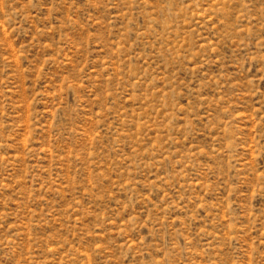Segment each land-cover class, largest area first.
<instances>
[{
	"label": "rangeland",
	"instance_id": "1",
	"mask_svg": "<svg viewBox=\"0 0 264 264\" xmlns=\"http://www.w3.org/2000/svg\"><path fill=\"white\" fill-rule=\"evenodd\" d=\"M0 264H264V0H0Z\"/></svg>",
	"mask_w": 264,
	"mask_h": 264
}]
</instances>
